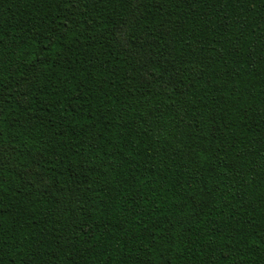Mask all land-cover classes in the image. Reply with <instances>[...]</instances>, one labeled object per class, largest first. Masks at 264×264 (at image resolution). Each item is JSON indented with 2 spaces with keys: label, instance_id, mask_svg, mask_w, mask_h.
<instances>
[{
  "label": "trees",
  "instance_id": "1",
  "mask_svg": "<svg viewBox=\"0 0 264 264\" xmlns=\"http://www.w3.org/2000/svg\"><path fill=\"white\" fill-rule=\"evenodd\" d=\"M0 264H264V0H0Z\"/></svg>",
  "mask_w": 264,
  "mask_h": 264
}]
</instances>
